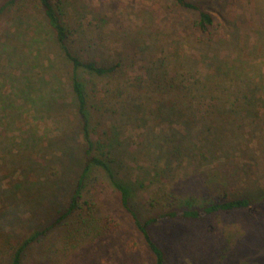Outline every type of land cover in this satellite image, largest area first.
<instances>
[{
	"label": "rangeland",
	"instance_id": "1",
	"mask_svg": "<svg viewBox=\"0 0 264 264\" xmlns=\"http://www.w3.org/2000/svg\"><path fill=\"white\" fill-rule=\"evenodd\" d=\"M9 0H0V8ZM83 61L96 154L132 190L145 221L216 202L252 208L152 225L166 264H264V0H52ZM73 66L38 0L0 15V264L68 206L85 168ZM23 264H155L101 167L82 209Z\"/></svg>",
	"mask_w": 264,
	"mask_h": 264
},
{
	"label": "trees",
	"instance_id": "2",
	"mask_svg": "<svg viewBox=\"0 0 264 264\" xmlns=\"http://www.w3.org/2000/svg\"><path fill=\"white\" fill-rule=\"evenodd\" d=\"M21 0H9L0 8V15L10 6L15 5ZM44 15L54 32L55 40L58 47L65 55L66 59L73 66L72 74V90L77 102L78 114L82 126V134L85 146V168L80 176L74 194L68 203L66 209L49 225L42 229H37L14 248L11 264H23L27 251L34 245L38 244L43 238L47 237L53 230L68 221L74 214L82 209L83 191L85 182L89 173L94 167H101L111 179L115 189L120 195L122 207L131 215L136 228L144 238L149 250L154 255L155 264H166V255L164 250L153 239L150 228L154 224L161 223L166 220L183 218L189 220H202L209 215L218 212H231L235 210H244L252 208L250 199H236L225 202H216L199 208H185L182 210L169 211L158 216L149 218L143 221L132 204V190L127 185L123 184L116 177V174L111 166V163L96 154L95 142L92 139L91 121L88 111V96L85 85L82 82L79 71L85 70L91 74L103 77L113 74L117 71L119 65L101 66L94 61H83L75 54L70 44L69 31L63 19L58 12L52 0H38ZM175 4L184 10L194 11L198 13L197 28L204 33H207L214 24L212 15L204 9V7L192 0H174Z\"/></svg>",
	"mask_w": 264,
	"mask_h": 264
}]
</instances>
